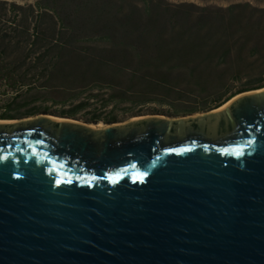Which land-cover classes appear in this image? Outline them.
I'll return each instance as SVG.
<instances>
[{
	"label": "water",
	"instance_id": "water-1",
	"mask_svg": "<svg viewBox=\"0 0 264 264\" xmlns=\"http://www.w3.org/2000/svg\"><path fill=\"white\" fill-rule=\"evenodd\" d=\"M255 90L103 126L0 122V264H264Z\"/></svg>",
	"mask_w": 264,
	"mask_h": 264
},
{
	"label": "trees",
	"instance_id": "trees-1",
	"mask_svg": "<svg viewBox=\"0 0 264 264\" xmlns=\"http://www.w3.org/2000/svg\"><path fill=\"white\" fill-rule=\"evenodd\" d=\"M16 8L24 18L11 34L0 30V86L30 88L39 68L47 76L43 85L78 84L87 100L61 111L65 116L94 103L111 109L91 122L114 123L118 108L146 103L187 115L264 88V10L249 2L212 8L166 0H36ZM230 81L241 84L233 90ZM12 105L0 118H15Z\"/></svg>",
	"mask_w": 264,
	"mask_h": 264
},
{
	"label": "rangeland",
	"instance_id": "rangeland-1",
	"mask_svg": "<svg viewBox=\"0 0 264 264\" xmlns=\"http://www.w3.org/2000/svg\"><path fill=\"white\" fill-rule=\"evenodd\" d=\"M36 0H0V30L1 32H7L11 34L13 27L16 26L18 21L24 18V11L22 9L16 8V11H13V6L18 7H27L30 4H34ZM171 4H192L193 6L198 7H227L234 3H245L249 2L253 7L264 10V0H166ZM262 16V13H259L257 18ZM262 18V17H261ZM31 22V26L33 27L35 24V20L33 18L29 19ZM256 20V19H255ZM264 22V14L263 19ZM260 41V36L255 37L253 42ZM42 68V67H41ZM29 83L32 87H23L22 89L7 88L6 85L0 86V116L9 112V108L7 104L11 103L12 110L10 113L14 114L15 118L4 120H11L10 122H16L18 120H26L30 117L37 116L39 114H50L58 117H70L61 114V111L69 110V108L77 105L82 100L86 101L89 92L81 95V88L78 87V84H71L72 87H63L56 85H43L46 83L47 76L42 75L40 72V68L33 74L30 75ZM241 82L235 81L228 84V87H233L235 90L240 86ZM74 88V89H71ZM106 91V90H104ZM19 93L18 99L13 100L14 96ZM80 93L81 97H77L73 99L74 94ZM103 94H105L103 92ZM107 96V95H105ZM24 102H29L27 106H23ZM91 102H93L91 100ZM93 104V103H92ZM22 105V106H20ZM100 104H93L92 106L86 107L80 111H78L77 115L71 116L70 118L77 119L84 123H89L94 125L96 124H109L104 120H99L98 122H91L90 118L93 117V114L99 115L102 118H106L109 115V110L111 107H108L106 110L99 108ZM30 108H34L36 113L31 115L28 113ZM130 108V109H128ZM170 108L168 105L159 106L155 103H146L142 105H136L131 107H120L117 109L115 114L118 116V120L116 122H124L127 121L133 116L136 115H145V114H162V115H172L169 113ZM64 119V118H63ZM66 119V118H65ZM2 120V118H0ZM9 123V122H6Z\"/></svg>",
	"mask_w": 264,
	"mask_h": 264
},
{
	"label": "bare ground",
	"instance_id": "bare-ground-1",
	"mask_svg": "<svg viewBox=\"0 0 264 264\" xmlns=\"http://www.w3.org/2000/svg\"><path fill=\"white\" fill-rule=\"evenodd\" d=\"M262 90H264V88L263 89H261V90H255V91H253V92H261ZM222 108V107H221ZM57 119H63V118H57ZM11 120H4V119H2V120H0V122H10ZM91 126H93L92 124H90ZM97 126H103V124H98Z\"/></svg>",
	"mask_w": 264,
	"mask_h": 264
}]
</instances>
